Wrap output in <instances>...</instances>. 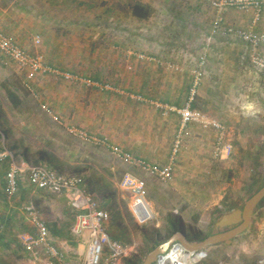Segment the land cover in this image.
I'll return each mask as SVG.
<instances>
[{"label": "rangeland", "instance_id": "374dc122", "mask_svg": "<svg viewBox=\"0 0 264 264\" xmlns=\"http://www.w3.org/2000/svg\"><path fill=\"white\" fill-rule=\"evenodd\" d=\"M213 1H3V8L7 9L3 31L31 53H42L46 63H54V68L78 79L52 73L29 79L16 65L5 63L0 57V184L12 158L18 163L45 164L81 175L101 208L109 212L110 232L121 235L119 240L132 249L121 264H127L126 259L135 255L143 262L149 251L168 242L176 231H185L197 242L198 237L212 232V224L221 214L242 207L264 185V89L258 91L260 105L243 108V130L235 129L229 137L233 151L225 160L217 159L214 151L215 159L212 158L208 144L204 146L197 136V143L187 141L164 119L176 115L181 120L179 113L171 109L188 103L195 70H202L201 83L204 81L216 44L240 41L247 50L251 69L261 78L264 76V70L252 62L250 45L224 32L226 27L247 31L252 28L231 23L222 26L217 16L227 15L228 9L234 8L219 11ZM136 2L151 7L148 18L133 15ZM255 32L264 34V29ZM36 37L40 38L38 44ZM258 52L264 55V44ZM175 75L189 78V92L181 106L159 98L168 91L163 88L164 79ZM7 86L18 89V107L10 102ZM151 96L153 100L148 98ZM171 97L175 99L177 93ZM196 97L197 93L194 100ZM78 131L107 143L85 140ZM211 133L207 131V135ZM179 135L182 142L178 156L192 152L206 158L192 165L203 169L198 170L202 178L195 182L193 176L179 182L181 189L175 188V175L162 179L117 157L108 145L137 150L134 154L150 158L162 167L170 158V150L172 157ZM191 162L185 158L186 165ZM128 174L146 182L147 200L153 211L149 210L152 216L146 222H140L129 209L130 192L121 186ZM28 190L25 187L8 198L0 188V264H33L17 238L27 228L23 216L25 201L34 202L49 226L60 224L53 218L60 212L65 213L68 222L75 219L64 198ZM64 204L68 210L62 211ZM211 204L216 206L212 210L215 216L206 210ZM206 251L209 261H253L264 257V207L256 208L250 226L230 245L217 244ZM202 264L208 261L204 259Z\"/></svg>", "mask_w": 264, "mask_h": 264}, {"label": "built area", "instance_id": "2783aa9c", "mask_svg": "<svg viewBox=\"0 0 264 264\" xmlns=\"http://www.w3.org/2000/svg\"><path fill=\"white\" fill-rule=\"evenodd\" d=\"M213 4L219 11L225 8L253 11L257 19L264 10V0H214ZM224 32L235 35L248 43L253 52L252 62L256 67L264 70V55L258 52V47L264 44V34L253 30L234 29L233 27H226ZM35 43H40L39 37L35 38ZM0 54L13 62L29 79L45 73L61 74L67 79H78L77 76L71 73L60 72L59 69L49 66L45 62L42 53L38 51L31 53L17 40L3 32L1 28ZM201 63H204V57H202ZM202 76L203 72L201 69L194 71L188 103L182 108H173L171 110L179 113L182 130L191 122H198L205 128L216 130L218 135L214 147L215 155L219 158H228L232 154L233 147L231 142L227 140V127L225 124L210 119L199 110L191 107V102L196 96ZM78 134L85 140L107 143L105 140L89 136L84 131H78ZM180 138L181 135L175 141L173 159L180 150L182 142ZM108 145L111 152L117 157L130 164L149 170L162 179L170 178L173 174V163H169L164 167L149 165L144 161L135 159L130 153L118 146ZM22 178H26L29 186L35 191H47L66 197L68 204L76 212V222L73 231L77 234L88 231L91 237L87 255L81 264H121L123 257L128 256L129 247L111 239L106 232L105 223L110 219V214L107 210L101 208L94 194L89 191L87 184L80 175L62 172L44 164L31 165L25 161L18 163L12 158L5 175L4 190L7 197H14L18 193ZM121 186L130 192L129 207L135 217L140 222L148 221L152 215L150 216L149 213L151 209L147 201L146 182L141 178L128 174L122 180ZM23 210L32 228L19 232L17 238L22 249L28 253L30 258L39 264H74L68 259L62 249L54 245L49 225L41 217L39 209L32 203H28L23 206ZM204 259L208 261V264H264V257H259L253 261L227 258L209 261V255L205 249L188 250L178 241H171L152 264H202Z\"/></svg>", "mask_w": 264, "mask_h": 264}, {"label": "crops", "instance_id": "0c3cea01", "mask_svg": "<svg viewBox=\"0 0 264 264\" xmlns=\"http://www.w3.org/2000/svg\"><path fill=\"white\" fill-rule=\"evenodd\" d=\"M3 1L8 2V0H0V13L2 14V15L0 14V28L2 31L5 25L7 24V21L4 20V14L6 13L7 9L3 8ZM228 12L229 13L227 15H225V13L223 12L224 14H221L222 16H217L216 20H219L217 22H219L221 25L226 24V23L227 24L231 23V24H236V26L240 25L238 27H246V28L249 27L255 31H261L262 29H264V10L262 11L258 19L255 17L254 13L252 12H250V14H244L236 9H228ZM233 41L235 43L234 42H232L231 44H224V43L220 44L219 43L213 47L210 53L209 71H207V75L204 81L201 83V85L198 88L196 99L191 102L192 109L200 110L204 114L210 116L211 119L220 121L221 123L225 124V126H227V140L229 142H230L229 137L232 135L235 129H238V131L243 130L242 127L244 126V122H245L242 117V115L244 114L243 108L248 109V108L260 105L259 101H261V99L258 97V94L264 89L262 86L264 83V76L263 78H261L251 69V66L249 64V56H248L247 50L243 47V45H241L240 41L238 40L237 41L233 40ZM0 57L3 62L14 64L13 62L6 59L1 54H0ZM47 63L51 67H53L54 65V63H51V62H47ZM60 72H65V71L60 70ZM166 81H167V87H164ZM163 82H165L163 85V88H165L168 91L167 92L165 91L164 97H159V98H162V100L165 101L166 103H172L177 106L183 105L182 103H184L183 101L185 100L189 92L188 91L189 90V78L186 76L175 75L174 78L168 77V79H164ZM175 93H177V97L173 99V97L171 96H174ZM148 98H150L151 100L154 99L152 96ZM171 99H173L174 101H172ZM164 119L170 121L172 126L175 127V129H177V132H181V134H183L184 138L185 137L186 139L188 138L187 141L191 140V141H194L193 143H197L199 140H201L204 146L208 144L209 149H210L208 153L210 154V156H212V158L215 159L214 157L215 155L213 151H214V147H215V143H216L217 135H218V132L216 130L203 129L194 122L187 124V126L182 130L181 120L178 116L172 115ZM240 122H241V125H240ZM238 125L241 127V129L240 127H238ZM207 131L208 132L211 131L212 133L207 135ZM196 136L199 138L198 141H195ZM210 136L212 139H209ZM184 148L186 149V147ZM124 151L130 153L137 160L144 161L149 165L159 167V163L154 162L150 158H145L142 155L134 154L135 151L132 149L130 150L126 149ZM169 156L170 158L168 157V159L164 163L166 165H168L169 163H173L174 169H173L172 175H175L176 181L174 184H175L176 189L178 188L181 189L179 187L180 186L179 182L184 183L190 177H193V176H194L193 178L196 177L195 182H197L199 178L200 179L202 178V176H200L199 174V171H203V169L200 170L198 167L193 168L192 165L193 163L199 164L201 162H204L206 161V158L201 157L200 154L189 152L188 154L180 153L179 156L177 155L173 159L171 157V150L169 151ZM185 158L191 160L192 164L186 165ZM225 159H228V158L222 157L220 160H225ZM10 160L12 161V159ZM136 166L138 167V165ZM144 170L151 173L149 170H146V169ZM4 187H5V175H4L2 184H0L2 193L5 194ZM25 187H27L32 192H37L29 186V183L26 178H22V180L20 181L19 191L22 192L25 189ZM260 188H258L255 192H257ZM40 192L49 193L47 191H40ZM49 194H53V193H49ZM53 195L62 197L67 201L66 197L63 195H58V194H53ZM211 195L214 196V194H211ZM28 203H32L33 205H35L34 202L32 201H25L23 205L28 204ZM217 204L218 202H215L216 206ZM149 205L152 211L151 204L149 203ZM216 206L214 207L211 204L206 208V210L210 209V213H211L210 216H215V212H212V210L216 209ZM218 208H220V205L218 206ZM64 209L68 210V207H65V204H64V208H62V211ZM70 209L75 213V219L74 218L72 220L70 219L71 222L70 221L68 222L67 221L68 219L65 216V213L60 212L59 214H56L53 217L55 218L54 220L58 219L60 224H56L55 226L51 225L49 226V228H50L52 241L54 245L58 247L59 249H62L66 253L68 259L72 261V263L81 264L82 256L84 257L83 258L84 260L87 255L91 237L88 231H84L80 234H77L73 231V227L76 222V212L71 207ZM233 210L234 209H232L231 211ZM225 213H228V212H224L223 214ZM68 214H69V211L66 212V215ZM223 214H221V216ZM40 215L46 221L45 215L43 214H40ZM23 216L26 222L25 225L27 226V228L23 231L30 230L32 226L28 222L27 216L24 212H23ZM220 217H218L217 220L213 222L212 232L209 235H212L219 231L215 228V223L220 219ZM110 220L111 219H109L105 223L106 232L109 234L111 239L117 240L121 242L122 244L126 245L121 240H119L121 238V235L114 234L113 230L111 231L112 233L110 232ZM221 244H224V243H221ZM32 262L33 264H36V262H34L33 260Z\"/></svg>", "mask_w": 264, "mask_h": 264}, {"label": "water", "instance_id": "95a60500", "mask_svg": "<svg viewBox=\"0 0 264 264\" xmlns=\"http://www.w3.org/2000/svg\"><path fill=\"white\" fill-rule=\"evenodd\" d=\"M259 204L264 206V185L245 201L243 207L234 209L220 217L215 223V228L219 230L218 232L207 236L203 240L193 242L185 231H177L168 242L152 249L144 258L143 264H152L171 241L180 242L188 250H204L209 246L221 243L230 245L235 237L243 233L250 226L254 211Z\"/></svg>", "mask_w": 264, "mask_h": 264}, {"label": "trees", "instance_id": "16d2710c", "mask_svg": "<svg viewBox=\"0 0 264 264\" xmlns=\"http://www.w3.org/2000/svg\"><path fill=\"white\" fill-rule=\"evenodd\" d=\"M132 13L135 17H137L139 19H146L151 15L152 9L149 5H145L143 3L136 2L132 6ZM6 92H7L8 98H9L10 102L13 104V106L18 107L21 104V99L19 97L18 89L16 87H13V86H7ZM49 167H51V166H49ZM52 168H56V167H52ZM259 207L263 208L264 206L262 204H259L257 206V208H259ZM207 236L198 237L197 240L198 241L203 240ZM189 239L191 240V238H189ZM126 263L127 264H143L141 258L137 255H135L134 257L126 259Z\"/></svg>", "mask_w": 264, "mask_h": 264}, {"label": "bare ground", "instance_id": "6f19581e", "mask_svg": "<svg viewBox=\"0 0 264 264\" xmlns=\"http://www.w3.org/2000/svg\"><path fill=\"white\" fill-rule=\"evenodd\" d=\"M150 215H151V213H150ZM167 246H168V244H167L165 247L167 248ZM166 248H165V249H166Z\"/></svg>", "mask_w": 264, "mask_h": 264}]
</instances>
